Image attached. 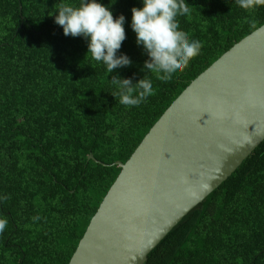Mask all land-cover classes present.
Returning a JSON list of instances; mask_svg holds the SVG:
<instances>
[{"label":"trees","instance_id":"trees-1","mask_svg":"<svg viewBox=\"0 0 264 264\" xmlns=\"http://www.w3.org/2000/svg\"><path fill=\"white\" fill-rule=\"evenodd\" d=\"M97 2L125 17L117 57L131 65L110 74L88 54L89 39L65 36L55 23L57 4L81 0H0V219L8 221L0 264H69L120 163L195 78L264 24V6L186 0L191 12L177 16L180 30L203 47L162 82L144 69L150 57L131 26L143 0ZM146 75L153 94L139 106L120 104L112 77L135 84ZM144 264H264V141Z\"/></svg>","mask_w":264,"mask_h":264},{"label":"water","instance_id":"water-1","mask_svg":"<svg viewBox=\"0 0 264 264\" xmlns=\"http://www.w3.org/2000/svg\"><path fill=\"white\" fill-rule=\"evenodd\" d=\"M263 141L264 24L195 78L120 163L69 264H144Z\"/></svg>","mask_w":264,"mask_h":264},{"label":"clouds","instance_id":"clouds-1","mask_svg":"<svg viewBox=\"0 0 264 264\" xmlns=\"http://www.w3.org/2000/svg\"><path fill=\"white\" fill-rule=\"evenodd\" d=\"M245 10L264 6V0H236ZM142 8H132V29L137 36V44L142 45L150 59L144 69L156 74L157 79L167 82L172 74L183 72L191 59L199 55L202 43L191 40L180 30L177 16L191 12L186 0H143ZM58 15L55 23L63 28L65 36H83L89 39L88 54L97 62H103L110 74L117 67L130 66L127 55L117 57V51L126 39L125 17L114 18L107 6L97 0H81L78 7L59 3L55 6ZM253 28L256 22H251ZM117 91L112 94L119 103L139 106L153 94L152 81L147 75L133 84L131 79L113 76L110 80ZM8 197H5L7 199ZM38 219V217L34 218ZM7 219H0V233L6 228Z\"/></svg>","mask_w":264,"mask_h":264}]
</instances>
